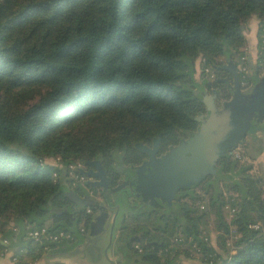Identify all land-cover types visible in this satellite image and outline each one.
Segmentation results:
<instances>
[{"label":"trees","instance_id":"trees-1","mask_svg":"<svg viewBox=\"0 0 264 264\" xmlns=\"http://www.w3.org/2000/svg\"><path fill=\"white\" fill-rule=\"evenodd\" d=\"M252 16L264 19V0H0V248L9 237L13 256L24 245L32 253L31 239L24 243L30 223L56 230L82 222L88 231L91 217L51 209L69 201L68 167L99 158L114 170L118 154L138 161L135 142L161 134L166 148L194 130L211 82L198 76L237 62ZM235 146L193 186L200 192L186 187L167 212L130 216L154 219L155 232L144 227L136 239L139 262L180 264L176 251L164 249L160 261L154 250L180 229L206 264H264V179ZM206 210L218 228H234L233 252L222 255L203 239ZM120 240L131 248L129 237Z\"/></svg>","mask_w":264,"mask_h":264},{"label":"rangeland","instance_id":"rangeland-1","mask_svg":"<svg viewBox=\"0 0 264 264\" xmlns=\"http://www.w3.org/2000/svg\"><path fill=\"white\" fill-rule=\"evenodd\" d=\"M254 19H256L255 16H252L250 19V24L246 28V32L248 31L249 34L252 36H257V39L259 38V23L255 22ZM263 20V19H262ZM250 31V32H249ZM250 37V36H249ZM258 44V40H257ZM255 53V59L253 67L250 64L249 66V73L252 75H258L262 76L264 74V70L260 71L257 67V47L254 49ZM244 55H246L248 58L249 52L247 50H244ZM240 58V56H239ZM239 58H236L237 61V67H238V61ZM227 60H225L223 63H225ZM248 62V61H247ZM259 70V72L256 74L254 71ZM257 70V71H258ZM227 70L220 69L218 71H214L210 68V70L205 72L203 70V73H200L198 76L199 81H203L204 79H210V84L205 86V88L202 89V91L207 92L210 94L211 89L215 88L221 91L225 98L229 97V93L225 90V84L223 80H216V76L225 77L227 75ZM221 102V100H218ZM260 130V129H258ZM257 132V131H256ZM264 131L257 132L256 134H263ZM255 134V135H256ZM258 134V135H259ZM250 136L249 134H246L241 141L234 147L233 150L239 152V154H243L246 156L250 161L253 162L256 172H258L264 179V135L262 136ZM232 150V151H233ZM234 152V151H233ZM53 159V158H52ZM58 157H56V160ZM50 159H47L49 161ZM118 162V161H117ZM81 162L72 163L68 170L66 171L67 177H71L73 181L77 177H79V173L75 170V167L80 165ZM191 190L194 191H201L199 185L195 187H191ZM227 194V193H225ZM115 199L116 202L120 205L119 210L117 212L116 219L113 223L108 224L107 227L100 230L99 232L95 234H91L90 230L83 232L80 230V227L82 226V222H79L78 224L75 222L70 227H63L64 230L67 229L71 231L73 234V237L71 240L75 237V233L77 236H81L78 241L73 242L70 245L62 244L63 246H59L60 242L62 241H68L67 238L63 237L59 240L54 241V245L59 246L58 248L52 249V246L49 245L52 241L44 240L43 243H35L32 240L30 241L31 245L33 246V252H28L26 249L25 251H22L19 253V255L15 254V259L13 260L12 264H135L139 263L140 259V252L143 250L140 247V244L136 242V238H134L135 235H138L142 230L146 228H150L153 232H155V229H153V217L145 219L140 218L138 220H135L131 218L129 215H126L125 220L129 224L125 230L120 231V218L123 214V211L128 209L126 205V196L122 191H117L115 193ZM188 199V198H182V200ZM196 206L198 205L200 208L201 206L196 200L195 202ZM227 208V205L225 206V209ZM224 209V211H225ZM88 210V209H87ZM225 211V219L227 221L230 220L231 215L229 213H226ZM204 222L202 224L201 234L208 236V243H212L215 248L222 254L226 255L231 252H233L236 248L235 245V239L237 238V234L234 230V228L230 227L229 232H225L221 227L218 228L216 226L215 222V215L213 212L206 210L205 216H204ZM122 222V221H121ZM121 224V223H120ZM34 225V224H29ZM46 227L49 228L47 224H45ZM13 224L9 223L5 226V228H11L14 233L13 237L18 232L17 229H14ZM118 227V228H117ZM140 228L137 230V232H134V230L130 228ZM26 228V227H25ZM62 229V228H61ZM84 230V229H83ZM222 234V236H220ZM224 234V235H223ZM1 232H0V238H1ZM24 243L29 241V237L26 235V230L24 233ZM123 235L126 238L129 237L131 240V248L127 247L123 241L120 240V237ZM161 236V235H160ZM179 237V240H174L175 237ZM14 240V239H13ZM11 239L9 237L2 239V242L5 244L4 247L6 248H0V264H11V257L14 254V248L11 247ZM189 241H187L184 238V235L182 232L177 230L174 232V234H171L169 237V244L167 246L172 247V252L170 254L176 253V259L180 264H206L201 261V254H197L195 251L188 250L189 247L188 244ZM20 245V244H19ZM18 245V246H19ZM44 245H47L46 248H44ZM17 246V247H18ZM25 248V245L23 246ZM137 250V253L135 252ZM155 254L158 256L160 261L163 260V255L165 254L164 248L160 247H154ZM53 253V254H52ZM40 259L38 262H34L36 259ZM12 262V261H11ZM15 262V263H14Z\"/></svg>","mask_w":264,"mask_h":264},{"label":"water","instance_id":"water-1","mask_svg":"<svg viewBox=\"0 0 264 264\" xmlns=\"http://www.w3.org/2000/svg\"><path fill=\"white\" fill-rule=\"evenodd\" d=\"M220 69L235 71V62L228 59L219 65ZM264 79V75L257 83ZM234 89L231 97L221 102L218 101V91L215 89L211 94L202 91V102L206 109L205 114H198L194 118L198 121L196 130L187 138L170 146L165 153L156 157V139L152 147L143 142H136L138 148L149 155L138 166L142 170L148 165V170L138 174L135 188L141 192L143 199L169 200L173 198L178 188L192 185L201 181L208 173H214L216 162L230 148L237 145L247 134L252 124L251 118L255 116L257 110L249 106L242 100L245 90H241L240 84L236 81L232 87ZM243 97V98H242ZM160 137V136H159ZM87 164H95L101 174L94 172L92 175L98 179H106V172L99 160H90ZM95 183L106 186L105 182L98 180ZM122 187L121 184L113 186L112 191ZM70 200L76 203H83L86 206L97 205L88 195L80 196L73 190L64 191ZM50 203V200L48 201ZM52 209V208H51ZM53 210L63 212L64 209L54 207ZM98 219V218H97ZM96 220V219H95ZM95 220L90 222V233L93 230ZM104 227V220L99 222V230ZM98 230V231H99ZM150 243V242H148ZM146 264V263H138Z\"/></svg>","mask_w":264,"mask_h":264},{"label":"flooded vegetation","instance_id":"flooded-vegetation-1","mask_svg":"<svg viewBox=\"0 0 264 264\" xmlns=\"http://www.w3.org/2000/svg\"><path fill=\"white\" fill-rule=\"evenodd\" d=\"M226 73L227 75L225 77L216 76V80L217 81L223 80L225 84V90L227 91V93H229V97L225 98V95L221 91L215 88L211 89L210 94L215 89L216 91H218V97H219L218 100L221 101L227 100L231 97L234 91L232 87L235 84V82L237 81L240 84L241 90L246 91L244 98L242 97L243 98L242 101L249 106L250 105L253 106L258 113L255 116L253 115V117L251 118L252 124L250 125L247 131V134L250 135L251 133H254L257 129H259L261 125L264 123V79H262L259 83H257V81L261 77L259 76L258 79L254 80L253 82L248 81L249 84L247 86H242L240 83V73L237 67V62H235V71L232 72L230 70H227ZM207 80L210 81L209 78ZM200 113L205 114L206 109L204 108V111ZM196 128L194 130H196ZM194 130H191L184 137H181L177 141V143L180 140H183L188 136H190ZM155 140L158 146L155 152L156 157L161 156L163 153L166 152V150H168L170 146L176 144V143L169 144L167 145L166 148H161V141H162L161 134L151 137L149 141H137V142H143L144 144H147L148 146L152 147L154 145ZM135 146L140 152H142V155L141 157H139L138 161H133L128 159L126 160L123 154H118L117 158L113 160L114 170L108 171V169L105 167L101 159L99 158L92 159V160H99L101 162L107 176L105 180L98 179V177L92 175L94 172H97V174L98 173L101 174V172H99L95 164L89 165L86 163L87 161L84 163H80V165L76 167V171L80 174L79 177H77L75 181H73L71 177H66V179L63 180L64 181L63 184L65 185V188L62 190V193L67 197L69 201L63 206H56V208H61L64 209L65 211L57 212L53 210L55 206L52 207V210L57 214L66 213L72 218H74V213L79 211L83 216L91 217L90 221L96 219L92 228L94 231L99 232L100 220L102 219L104 220V227H103L104 229L105 227L108 226V224L113 223L116 219L117 212L120 207V205L116 202L115 199V193L117 191H122L125 194L127 198L125 202L128 208L123 211V214L119 222V226H120L122 218L126 215L133 216L139 214L141 217L143 216L147 217L146 215L148 214V212H150L153 209L156 210L158 209L161 212H167L168 208L174 207L176 202L180 199L179 195L181 194V191L183 189H185L186 187L191 188L195 184H197L195 183L192 185H186L184 187L178 188L173 198L169 200H161L160 198H158L157 200H153L150 198L143 199L141 192H138V190L135 188V184L137 182L139 172L143 173L148 170V165H146L142 170H138V166L142 164V162H144L145 160H148L149 155L147 152L140 150L136 145V142H135ZM98 180L102 181L103 183L105 182L106 186L98 185V183H95ZM117 184H121L122 187L116 191H112L111 188ZM67 190H73L77 192L80 196L88 195L94 201L95 200L98 201V204L92 206H86L83 203L73 202L70 200L69 196L64 193V191ZM54 195H52V197ZM88 230H90V225L88 227ZM142 235L143 232L141 231L138 235H135L134 238L139 240L142 237Z\"/></svg>","mask_w":264,"mask_h":264},{"label":"built area","instance_id":"built-area-1","mask_svg":"<svg viewBox=\"0 0 264 264\" xmlns=\"http://www.w3.org/2000/svg\"><path fill=\"white\" fill-rule=\"evenodd\" d=\"M257 67L260 71L264 70V19L260 21L259 23V38H258V44H257ZM248 61V62H247ZM251 59L248 58L246 55L242 54L239 58L238 61V69L240 73V83L242 86H247L249 84L247 80V75L249 73V66L251 64ZM210 70L209 66L204 67V71L208 72ZM234 149V148H233ZM234 151V152H233ZM232 153L235 156H239V152L233 150ZM79 165V164H78ZM77 167V166H76ZM75 167V170H76ZM54 176H56V173H54ZM202 206V205H201ZM14 229H17V227H14ZM83 227H80V230H83ZM26 235L29 237L33 242L35 243H43L44 240H49V241H56L59 240L63 237L67 239H71L73 237V234L64 229H56V230H50L48 227L45 225L41 226H35V225H26ZM184 238L189 241V247L187 248L189 251H195L197 254H201V248L196 242H191L190 237ZM179 237H175L174 240H179ZM203 239L205 241H208V236L203 235ZM47 245H44V248H46ZM168 253L172 252V247L171 246H166L164 248Z\"/></svg>","mask_w":264,"mask_h":264},{"label":"crops","instance_id":"crops-1","mask_svg":"<svg viewBox=\"0 0 264 264\" xmlns=\"http://www.w3.org/2000/svg\"><path fill=\"white\" fill-rule=\"evenodd\" d=\"M254 21L255 22H258V19L256 18V19H254ZM250 22L251 21H249V24H250ZM249 24H248V26H249ZM250 32V31H249ZM248 35V31L246 32V36ZM250 36V37H249ZM249 36H247V46L245 47V50H247L248 52H249V56H250V59H251V65H252V67H253V64H254V59H255V53H254V48L255 47H257V37H258V34H257V36H251L250 34H249ZM260 74V73H259ZM257 75V76H260V75ZM261 131H264V123L261 125V127L259 128ZM260 130H256L257 132H260ZM254 132V133H251L250 134V136H254L257 132ZM259 134V133H258ZM256 134L255 136H262V135H264V132H263V134L261 135V134ZM257 171V170H256ZM259 172V171H258ZM59 246H63V245H59ZM59 246H57V245H54V243H52V249H54V248H58ZM25 249L26 248H23L22 247V251H25ZM27 250V249H26ZM28 251V250H27ZM53 254V253H52ZM12 259H15V257H13V255H12V257H11V261H10V263L12 264L13 263V260ZM40 259L38 258V259H36L34 262H38ZM15 263V262H14Z\"/></svg>","mask_w":264,"mask_h":264}]
</instances>
